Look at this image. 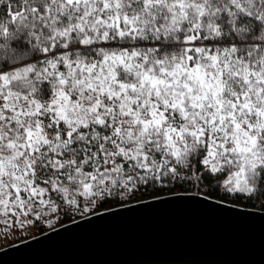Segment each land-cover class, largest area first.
I'll return each mask as SVG.
<instances>
[{
    "label": "snow or ice",
    "instance_id": "1",
    "mask_svg": "<svg viewBox=\"0 0 264 264\" xmlns=\"http://www.w3.org/2000/svg\"><path fill=\"white\" fill-rule=\"evenodd\" d=\"M206 179L264 196V0H0V223Z\"/></svg>",
    "mask_w": 264,
    "mask_h": 264
},
{
    "label": "water",
    "instance_id": "2",
    "mask_svg": "<svg viewBox=\"0 0 264 264\" xmlns=\"http://www.w3.org/2000/svg\"><path fill=\"white\" fill-rule=\"evenodd\" d=\"M0 264H264V211L175 194L0 249Z\"/></svg>",
    "mask_w": 264,
    "mask_h": 264
},
{
    "label": "trees",
    "instance_id": "3",
    "mask_svg": "<svg viewBox=\"0 0 264 264\" xmlns=\"http://www.w3.org/2000/svg\"><path fill=\"white\" fill-rule=\"evenodd\" d=\"M217 179L223 180L224 177H218ZM175 194L200 195L222 203L264 211V196L256 194L249 199L245 195L226 194L224 192V189L222 187H217L216 181L211 179H206L199 184L195 182H177L175 184L166 183L164 186L158 184H149L147 186L140 187L137 191H135L134 194H132L130 197H125L124 199H120L118 197L106 198L104 201L99 202L95 206L89 203L87 205L91 209V211L89 212L83 211V204L81 205L79 210L61 206L60 211L52 214L50 220H46L45 216H43L40 220L30 223L31 227L25 228L23 232L16 233V231L20 228L12 227L9 229L6 228L3 223H0V249L18 244L27 239L40 235L48 230L54 229L88 215L99 213L101 211H107L132 203ZM27 218L29 220L31 219V217ZM48 221L53 222L49 225Z\"/></svg>",
    "mask_w": 264,
    "mask_h": 264
},
{
    "label": "rangeland",
    "instance_id": "4",
    "mask_svg": "<svg viewBox=\"0 0 264 264\" xmlns=\"http://www.w3.org/2000/svg\"><path fill=\"white\" fill-rule=\"evenodd\" d=\"M51 217H52V215L45 216V219H46V220H50ZM20 219H21L22 222H24V227L18 229V230L16 231V233L23 232V230H24L25 228L31 227V224L28 223V220H29V219H28L27 217H21ZM26 230H28V229H26Z\"/></svg>",
    "mask_w": 264,
    "mask_h": 264
}]
</instances>
